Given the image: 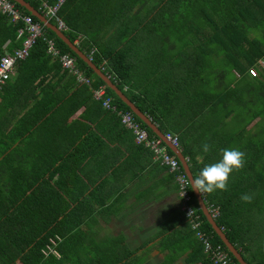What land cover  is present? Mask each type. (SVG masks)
<instances>
[{
  "label": "trees",
  "instance_id": "trees-1",
  "mask_svg": "<svg viewBox=\"0 0 264 264\" xmlns=\"http://www.w3.org/2000/svg\"><path fill=\"white\" fill-rule=\"evenodd\" d=\"M26 1L42 13V1L57 2ZM56 17L64 23L61 30L69 40L91 54L92 62L153 120L154 110L125 88L131 80V61L144 55L143 46L166 57L188 56V48L193 52L188 76L196 77L201 86L205 80L206 99L193 120L197 127L192 128L191 121L183 125L182 151L189 157L194 177L205 165L218 162L223 148L245 153V166L231 175L228 191L204 194L203 199L218 206L214 220L246 263L264 264V0H64ZM56 17L48 18L58 25ZM19 26L20 22L0 12V55L21 45L22 39L16 37ZM44 37L55 41L60 54L75 57L90 84L77 83L61 67L58 57L47 52ZM252 66H257L256 76L248 71ZM100 86L117 108L131 111L43 25V35L16 62L0 90V264H147L156 249L164 253L161 264H173L184 253L185 264H215L186 216L187 235L182 225L178 226L181 233L167 228L134 249L124 235L104 229L118 200L111 201V195L122 186L118 178L115 188L110 183L121 152L119 145H111L115 142L111 129L127 128L115 112L93 98L92 90ZM59 89L66 90L73 102L71 106L67 100L61 102L67 112L59 105L63 97ZM203 92L198 90L195 102L203 100ZM81 105L84 109L75 115ZM135 117L151 137L157 136ZM192 129L198 131L189 133L191 138L185 136ZM204 143L212 146L208 153L203 152ZM189 191L201 229L228 252L234 264H240L203 214L191 187ZM244 194L252 196L251 203L241 200ZM177 233L190 237L189 241L175 237Z\"/></svg>",
  "mask_w": 264,
  "mask_h": 264
},
{
  "label": "crops",
  "instance_id": "crops-1",
  "mask_svg": "<svg viewBox=\"0 0 264 264\" xmlns=\"http://www.w3.org/2000/svg\"><path fill=\"white\" fill-rule=\"evenodd\" d=\"M142 48L145 52L144 55H141V58L132 57L134 60L131 61V80L125 88H128L132 94L140 95L143 98L142 102L154 110L156 119L153 120L149 117L162 134L171 132L180 137L184 132L183 125L188 121H191L192 128L198 125L194 121L197 118V111L202 108L201 105L203 104V108L205 107V80H203L201 86V81L198 82L196 77L188 76L187 68L191 64L189 59L194 58L191 50L185 52L186 54L189 53L188 56L181 55L183 56L181 58L178 55L176 57H166L158 53L157 50L149 52V46H143ZM180 60L183 61L181 62L182 65H180ZM69 73L79 83L75 76L71 72ZM58 83L60 85L65 84L63 80ZM200 88L204 90L203 100H196L200 102L198 103L195 102V98L196 94H199L198 90ZM62 91L61 89L58 90L63 95L62 98L60 97L59 105L67 112L68 107L61 102L67 100L69 106L73 102L68 100L67 91ZM208 91H210V83H208ZM83 109L84 105H81L74 114L81 113ZM145 115L147 114L145 113ZM255 121L256 119L251 123ZM196 131L198 129H192L190 132H186L185 136L191 138L192 136L190 137L188 134ZM124 135L127 136V139L124 138ZM111 138L115 140V142H111V145H119L121 148L120 157L117 158L120 165L117 166V174L111 175V187L115 188V186L113 187L115 178H118L122 183V186L119 185L118 190H115L111 195V201L118 199L115 201V206L112 207L111 233L124 235L127 244L132 249L144 244L149 238L158 236L161 231L167 228L170 232L174 229L181 233L182 231L178 226L182 225L183 228H186L188 224H184L185 220L177 193L175 175L173 177L172 172L155 161L152 152L147 147L135 142L131 130L127 129V131L120 132L119 129L112 128ZM176 147L183 159L186 160V167L192 174L188 161L189 157L182 151L183 146L179 142ZM172 153L175 154L173 151ZM121 202L124 204V210L119 212ZM180 222L182 224H178ZM185 228L182 230L186 233ZM179 235L177 233L175 237L184 238L179 237ZM132 243L136 245L132 246ZM153 251L160 254L161 262L164 253L159 252L157 249ZM185 257L186 253L182 254L176 262L184 261Z\"/></svg>",
  "mask_w": 264,
  "mask_h": 264
},
{
  "label": "built area",
  "instance_id": "built-area-1",
  "mask_svg": "<svg viewBox=\"0 0 264 264\" xmlns=\"http://www.w3.org/2000/svg\"><path fill=\"white\" fill-rule=\"evenodd\" d=\"M64 0H57L54 5L48 4L45 1L41 2V7L44 10L45 16L56 17V11L60 4ZM0 12H5L10 16L11 21L20 22L21 26L17 29V39H22L20 46L7 50L0 55V90L5 85L7 80L14 72L15 64L18 60L24 59L35 42L36 38L43 35V25L32 19L31 15L22 13L15 3L11 0H0ZM58 27H65L64 23L57 18ZM47 44V52L57 56L61 67L71 72L78 82L86 84L90 83L89 77L85 76L81 70H79L76 59L74 56L68 53L60 54L55 45V41L52 38L44 37ZM92 52V51H91ZM90 52V53H91ZM91 59V54H88ZM262 64V61H259ZM249 73L253 76L258 74L257 66L249 67ZM106 91L104 86L93 89V98L100 100L104 108L110 109L115 112L120 119V122L124 127L131 130L134 140L137 144H141L147 147L152 152V157L155 161L167 168L170 172L175 173V180L177 183V193L181 202V209L184 211V215L189 219V225L191 229L195 231L196 237L202 242L204 251L210 254L211 259L215 264H234L228 252L220 244H213L209 233L201 229V220L199 215L196 214V207L190 203L192 195L189 191L191 187V181L186 171L181 170L179 159L176 155L170 153L165 140L169 141L172 145L178 146L179 136L171 132H165L163 137L154 136L151 137L146 127H144L140 121L135 117V113L129 110H122L112 102L110 96H105ZM201 194V193H200ZM203 198V194H201ZM204 200V199H203ZM205 202V200H204ZM206 205V209L210 216L215 219L219 215V208L213 204ZM49 250L56 252L53 248L49 247ZM45 253L48 251L44 250Z\"/></svg>",
  "mask_w": 264,
  "mask_h": 264
},
{
  "label": "water",
  "instance_id": "water-1",
  "mask_svg": "<svg viewBox=\"0 0 264 264\" xmlns=\"http://www.w3.org/2000/svg\"><path fill=\"white\" fill-rule=\"evenodd\" d=\"M15 2L19 3L21 6L25 7L29 12H31L34 16L38 18L39 21L43 23V25L52 31L56 33V35L61 38L76 54L79 56L83 61H85L92 69L93 71L102 78V80L109 86L117 95L122 99V101L127 104L131 111H133L157 136L163 137V134L158 130L156 125L151 121V118L147 115H145L144 112H142L134 102L130 101V99L111 81L110 77L104 73L102 70H100L99 67H97L92 60L78 47L76 43H73L69 40V38L62 32L61 28H59L57 25L53 24L49 21V19L45 16L44 13L38 11L35 9L29 2L26 0H14ZM165 143L167 146L176 154L178 158H180V162L182 166L184 167V170L186 171L188 177L191 178V172L186 167L187 163L186 160L183 159L181 153L179 152V149H177L176 146L172 145L169 141L165 140ZM194 191V190H193ZM196 198L199 202V207L201 208L203 214L207 218V220L210 222L212 228L214 231L220 236L222 241L227 246L228 250L233 254V256L238 260L240 264H247L246 261L242 258L240 252L238 249H236L227 239L225 234L223 233L222 229L216 224L215 220L210 216L209 212L206 209L205 202L201 196L200 193L194 191Z\"/></svg>",
  "mask_w": 264,
  "mask_h": 264
},
{
  "label": "clouds",
  "instance_id": "clouds-1",
  "mask_svg": "<svg viewBox=\"0 0 264 264\" xmlns=\"http://www.w3.org/2000/svg\"><path fill=\"white\" fill-rule=\"evenodd\" d=\"M86 55L88 56V54ZM100 70L102 69L100 68ZM211 147L210 144L204 143L202 145L203 152L208 153ZM220 151L222 158L218 162L205 165L198 175L191 178L192 190L203 195L213 194L217 190L228 191V183L231 175L234 172H239L245 166V153L238 148H223ZM241 200L251 203L252 196L244 194L241 196Z\"/></svg>",
  "mask_w": 264,
  "mask_h": 264
},
{
  "label": "rangeland",
  "instance_id": "rangeland-1",
  "mask_svg": "<svg viewBox=\"0 0 264 264\" xmlns=\"http://www.w3.org/2000/svg\"><path fill=\"white\" fill-rule=\"evenodd\" d=\"M187 31H189V30H187ZM187 41H191L190 40V37H187ZM178 44V43H177ZM188 50H189V48H188ZM187 50V51H188ZM253 123H250L248 126H251ZM122 203V204H121ZM121 203H119V204H121L120 206H119V212H122L123 210H124V204H123V202H121ZM118 205V204H117ZM182 213H183V215H184V211L182 210ZM185 216V215H184ZM103 227H104V229L105 230H108V233H111V220H109L108 222H105V224L103 225ZM183 235L185 236V235H187L185 232L183 233ZM189 238L190 237H188V236H186L185 238H184V241H189ZM134 245H136L135 243H132V246H134ZM158 254V256H156ZM157 257H159L158 259H157ZM160 260H161V257H160V254L159 253H157L156 251H153L152 253H151V257H150V259L148 260V262H147V264H161V262H160ZM173 264H185L184 263V261H178V262H174Z\"/></svg>",
  "mask_w": 264,
  "mask_h": 264
}]
</instances>
